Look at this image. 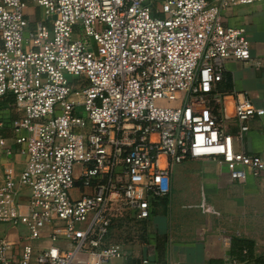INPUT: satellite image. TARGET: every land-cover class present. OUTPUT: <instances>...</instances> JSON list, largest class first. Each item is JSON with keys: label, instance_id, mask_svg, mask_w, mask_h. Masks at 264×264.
Returning a JSON list of instances; mask_svg holds the SVG:
<instances>
[{"label": "built area", "instance_id": "obj_1", "mask_svg": "<svg viewBox=\"0 0 264 264\" xmlns=\"http://www.w3.org/2000/svg\"><path fill=\"white\" fill-rule=\"evenodd\" d=\"M262 1L0 0V98L22 114L0 111V154L9 126L26 157L3 170L0 224L28 232L17 255L0 236V264H114V222L149 220L187 160L264 181L263 158L239 149L264 108L235 93L229 111L218 90L228 63L252 59L224 12Z\"/></svg>", "mask_w": 264, "mask_h": 264}, {"label": "crops", "instance_id": "obj_2", "mask_svg": "<svg viewBox=\"0 0 264 264\" xmlns=\"http://www.w3.org/2000/svg\"><path fill=\"white\" fill-rule=\"evenodd\" d=\"M30 18L31 22L41 17ZM226 25L245 27L252 44L248 63H228L218 90L231 111L235 93H244L264 108V0L224 12ZM0 111L13 121L17 112L12 95L0 98ZM242 152L264 160V115L250 121ZM11 156L0 154V185L3 170L12 165L20 173L26 157L19 153L15 135L2 131ZM146 231L132 243L120 242L124 251L114 264H264V181L248 178L232 182L226 169L214 160H187L171 168L170 192L155 204ZM109 240H111L112 231ZM28 235L24 226L0 224V236L14 244L10 255L21 252ZM113 242V241H112ZM43 245H46L44 243Z\"/></svg>", "mask_w": 264, "mask_h": 264}, {"label": "rangeland", "instance_id": "obj_3", "mask_svg": "<svg viewBox=\"0 0 264 264\" xmlns=\"http://www.w3.org/2000/svg\"><path fill=\"white\" fill-rule=\"evenodd\" d=\"M28 16L30 18H36L38 16V10L35 9L32 4H29ZM68 79L69 81L74 82L75 80H77V77L68 76ZM81 115L84 116L83 111H81ZM144 230L146 231L145 224H143V222L137 221L134 218L128 217L127 219L117 220L116 222H114L111 228L113 236L111 240L113 242L124 240L125 242L132 243L136 240L138 234L142 233Z\"/></svg>", "mask_w": 264, "mask_h": 264}]
</instances>
